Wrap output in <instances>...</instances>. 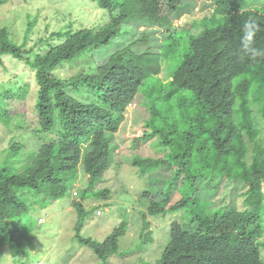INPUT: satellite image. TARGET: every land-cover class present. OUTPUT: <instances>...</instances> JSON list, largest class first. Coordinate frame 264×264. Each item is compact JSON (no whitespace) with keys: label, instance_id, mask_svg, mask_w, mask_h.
Here are the masks:
<instances>
[{"label":"trees","instance_id":"trees-1","mask_svg":"<svg viewBox=\"0 0 264 264\" xmlns=\"http://www.w3.org/2000/svg\"><path fill=\"white\" fill-rule=\"evenodd\" d=\"M89 1L105 12L108 21L98 28L58 31L53 34L58 43L48 44L32 59V49L24 48L27 35L18 46L5 28L0 29V66L2 56L9 55L34 72L38 87L35 132L42 137L28 163L21 160L23 147L12 145L0 164V247L16 244L20 251L19 230L31 207L29 198L44 195L47 198L41 202L49 203L70 195L80 168L86 180L80 200L72 203L77 212L75 237L98 264H108L118 254L125 224L120 223L101 242L80 238L84 221L92 214L81 201L88 193L94 198L108 196V190L96 189L111 165L107 134L112 137L119 130L128 105L141 94L149 117L139 130H131L140 131L134 147L153 137L164 153L154 159L134 156L131 164L142 172L166 167L173 172V181L181 178L178 197L166 190L149 203L147 215L192 207L187 222L197 223L188 231L184 224L172 222L169 240L153 264H264V145L257 140L260 129L252 108L257 107L259 123L264 125V59L240 62L235 55L241 25L249 16L260 25L256 46L264 47V5L248 8L246 0H209L211 16L186 31L167 32L157 51L152 40L143 37L111 52L90 73L60 78L54 74L57 67L107 47L127 21L170 25L163 8L177 11L182 0ZM7 2L0 0V7ZM198 23H206L203 30H194ZM31 28L29 24L28 32ZM139 44L143 51L135 52ZM162 69L165 75L160 78ZM26 88L5 91L1 98L23 101ZM83 92L93 101L71 94ZM0 123L7 127L10 123L1 105ZM214 179L244 186L242 210L233 199L227 206L212 208L209 199L197 195L198 183Z\"/></svg>","mask_w":264,"mask_h":264},{"label":"rangeland","instance_id":"rangeland-1","mask_svg":"<svg viewBox=\"0 0 264 264\" xmlns=\"http://www.w3.org/2000/svg\"><path fill=\"white\" fill-rule=\"evenodd\" d=\"M209 0H182L177 11L163 8L170 25H159L148 21L130 20L121 27L115 39L107 47L92 49L88 54L68 61L56 68L54 74L60 78H69L79 73H90L93 68L103 64L109 54L116 49L128 46L130 43L147 37L154 43V50L166 36L167 32L188 30L212 14ZM247 7L264 5V0H246ZM108 21L105 12L89 0H8L0 7V29L5 28L9 39L18 46L28 40L25 49H32L30 59L47 49L48 44L58 43L54 33L81 28H98ZM32 28L28 32V26ZM206 23H198L195 31L204 29ZM135 52L143 51V45H138ZM144 49V48H143ZM158 49V48H157ZM157 51V50H156ZM179 48V53L182 54ZM164 65V64H163ZM161 70L159 77L165 73ZM27 87L26 99L23 101L2 100L5 91H17ZM38 87L34 80V72L25 62L13 59L9 55L2 56L0 66V105L9 116V126L0 123V164L6 159L8 149L12 145L23 147L21 160L28 163L32 160L31 152H36L42 144V137L36 134L37 114L36 98ZM72 96L79 100L91 102L93 98L84 92ZM254 110L253 117L260 129L258 141L264 145V125L261 117ZM123 125L111 137V165L96 189L108 190L106 198L91 197L88 193L81 201L86 212L91 211L79 232L80 238L101 242L112 233L120 223H124L123 235L118 239V254L110 258L108 264H141L155 263L169 240V228L172 222L185 225V229L193 231L197 223H188L191 217V207L177 211H165L157 216H148L147 209L151 201H157L166 190L178 197L176 188L181 178L173 181V172L166 167L142 172L131 164L134 156L141 158H159L164 153L159 147L157 138L141 140L138 147L133 141L140 131L134 134L132 129L139 130L148 119L147 105L141 94H136L127 107ZM138 144V142H137ZM252 145L248 143L249 150ZM251 152L247 161L250 162ZM21 163H16L20 167ZM86 177L79 168V176L71 193L50 202H41L47 196L30 197L31 207L19 230L20 242L17 245L0 247V264H98L95 255L76 239L75 225L77 212L72 206L78 202L79 193L83 190ZM169 181L171 185H169ZM241 184H232L227 180H205L198 183L197 195L207 198L212 208L224 207L235 200L236 208L243 209ZM73 192H77L75 196ZM148 192V193H147ZM147 193V195H145ZM81 194V193H80ZM88 196V197H87ZM101 215L97 216L96 212ZM264 216V215H263ZM42 220V223L39 222ZM148 223V228L147 227ZM142 234L141 231L144 230ZM26 238L30 239L28 243ZM264 240V236H263ZM18 244V243H17ZM264 256V250L261 251Z\"/></svg>","mask_w":264,"mask_h":264},{"label":"clouds","instance_id":"clouds-1","mask_svg":"<svg viewBox=\"0 0 264 264\" xmlns=\"http://www.w3.org/2000/svg\"><path fill=\"white\" fill-rule=\"evenodd\" d=\"M260 25L252 16L246 18L241 25L239 44L235 49V55L240 62H256L264 59V47L256 46V37Z\"/></svg>","mask_w":264,"mask_h":264},{"label":"built area","instance_id":"built-area-1","mask_svg":"<svg viewBox=\"0 0 264 264\" xmlns=\"http://www.w3.org/2000/svg\"><path fill=\"white\" fill-rule=\"evenodd\" d=\"M73 193H74V195L76 196V192H73ZM96 215H97V216H100V215H101V212H100V211H97V212H96ZM39 222L42 223V220H39Z\"/></svg>","mask_w":264,"mask_h":264}]
</instances>
